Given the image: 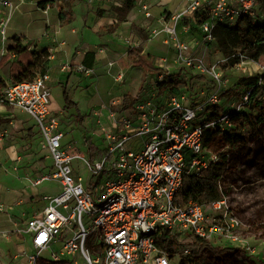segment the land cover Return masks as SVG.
I'll return each instance as SVG.
<instances>
[{"label":"built area","instance_id":"1","mask_svg":"<svg viewBox=\"0 0 264 264\" xmlns=\"http://www.w3.org/2000/svg\"><path fill=\"white\" fill-rule=\"evenodd\" d=\"M260 2L186 0L182 10L170 15L163 31L174 44L176 63L189 70L198 68L199 74L212 80L211 90L187 104L178 86L137 99L131 116L123 111L111 112V127L102 129L104 152L98 160L86 159L74 145L62 143L65 132L51 109L48 74L37 75L32 81L4 82L0 103L20 109L33 119L43 137L42 149L52 159L51 173L42 174L33 184L54 180L61 189L57 195L45 196L44 210L17 230L32 237L35 252L29 256V264H37L41 252L58 243L62 244L60 250L52 252L56 261L79 254L85 264H171L175 256L164 246V236L178 240L194 237L206 242L214 237L234 238L233 230L243 223L230 215L223 180L219 184L222 199L209 205L214 214L212 221L203 204H182L178 196L186 178L199 176L221 159L206 148V132L210 129L221 135L235 128L236 118L249 111L252 94L262 82L223 110L227 90L223 73L217 63L205 65L204 56H189L191 47L180 36L190 32L191 23H197L204 40L213 43L214 31L220 25L246 18L257 20ZM15 8L11 0H0L3 40ZM164 79V75L158 76V82ZM216 107L221 111L214 118ZM224 157L228 163L230 156ZM75 160H82L91 173L89 187L76 176ZM85 218L92 223L91 229L86 227ZM92 233L98 234L99 255L86 249ZM189 255L186 249L178 257L182 260Z\"/></svg>","mask_w":264,"mask_h":264},{"label":"crops","instance_id":"2","mask_svg":"<svg viewBox=\"0 0 264 264\" xmlns=\"http://www.w3.org/2000/svg\"><path fill=\"white\" fill-rule=\"evenodd\" d=\"M11 1L16 8L11 14L6 40L0 35V60L7 49L13 46L15 38L20 39L30 50H47L50 64L46 74L50 78V90L53 87L63 90L64 86L72 87V84L84 85L87 89L95 86L98 89L99 85H107L110 81L118 85L125 82L126 74L133 70L144 76L143 70L127 59L126 55L130 49L137 50L142 55H151L155 67L162 69L161 73L146 78H155V81L151 89L146 83L142 97L156 92L158 76L166 77L167 74L181 71L180 66L174 68L169 65L174 63L176 50L163 27L170 15L184 8L186 0ZM127 1L132 2V9L124 20L119 21L117 10ZM190 27V32L181 34L180 39L189 44L191 50L196 49L197 54L200 49L198 43L201 42V37L204 40V35L194 23H191ZM158 55L163 56L157 58ZM80 68L88 72L83 73L79 71ZM120 75H123V78L118 80ZM0 80L11 81L7 68L0 67ZM62 90L59 91L62 93ZM138 91L133 95L123 92L113 97L109 93L110 98L96 102L89 110L88 116L79 121V126L84 130L82 140L87 153L86 157L81 154L84 158H101L104 152L102 129L111 127V112L123 111L131 116ZM232 101L225 98L222 109L229 108L238 100ZM113 104L115 105L112 106ZM60 107V111H53L65 120L63 100ZM5 111L4 106L0 107V116ZM11 114L9 117L14 119L10 122L14 127L0 144V264H29V245H32V237L20 234L17 230L24 228L28 219L44 210L45 196L57 195L61 189L54 180L44 181L38 186L33 184L42 174L51 173L52 159L48 151L42 149L43 137L33 119L17 108L11 110ZM16 116L21 119L16 120ZM4 121L5 119L0 118L2 126H6ZM69 121L67 119L66 130L68 126L73 128L74 122ZM22 141L29 144L23 153L19 148ZM44 187H49L51 191L41 193L39 189ZM241 240L236 236L214 237L208 242L222 241L227 244L225 248L239 250L240 247L237 246ZM61 246L62 244L58 243L51 250L58 252ZM171 254L175 257L179 255Z\"/></svg>","mask_w":264,"mask_h":264},{"label":"rangeland","instance_id":"3","mask_svg":"<svg viewBox=\"0 0 264 264\" xmlns=\"http://www.w3.org/2000/svg\"><path fill=\"white\" fill-rule=\"evenodd\" d=\"M257 12L261 18H264V0H261L257 7ZM202 40L203 38L201 37V42L198 43V48H200L199 52L196 54V49L191 50L189 56L198 58L204 56L205 65L207 66L217 63L218 68L223 73L222 78L228 90L223 94V100L227 98L231 101L233 100L232 102L236 100L239 101L246 87L241 84V79L244 77L248 78L256 75H264V55H258L256 50L238 51L234 56L239 58L240 63L234 67H230L227 66L229 59L223 58L216 42L209 43L206 40ZM160 56L162 57L163 55H158L157 58ZM157 58L156 60H158ZM160 64L163 66L165 65L163 63H158V65ZM169 65H173L174 68L177 67L176 57L174 58V63H170ZM81 69L82 70L79 69V71H83V73L88 72L83 68ZM197 69L198 68L189 70V72H191L189 76H187L183 82L180 81L181 84L179 86H181L182 89L180 91L181 96L185 97V103L187 104L193 103L190 99L192 92L201 94H203L202 92L205 94L209 92V85H206L205 82L210 83V81L199 79L197 75L202 74H199L196 71ZM145 80L147 81L149 89H151L155 78L147 80L136 70L127 73L125 82L118 85L110 81L107 85H99L98 89L95 86L87 89L84 85L79 86L78 84H72V87L66 88L70 103L66 102L63 96L64 91L60 87V89L58 87L51 88V109L56 112L60 111L61 100H63L65 106L64 116L66 119L63 120L59 117L65 132V138L62 143H73L80 153L86 157L87 153L82 140V133L84 130L79 126V121L88 116L89 110L96 102L110 98L111 96L108 95L109 93L112 94V97L116 94L121 95L123 92H130L131 95H133L135 91L139 90ZM2 86L3 85H0V89ZM59 90L63 92L61 93ZM256 103H260L262 106L255 107L251 110V116L254 119L252 121L255 122L260 118V122L252 128L251 132H244L245 138L243 142L235 146L227 145L228 143H226L222 137L224 134H221L210 137L207 143H205L206 148L218 154L221 159L226 155L230 156V160L227 163L229 168L222 181V186L223 191L228 196V209L230 215L237 217L243 223L242 227L233 230V235L242 239L240 245L237 246L240 247V249L230 250L225 248L227 244L222 241H212L209 242L212 250H206L194 259L184 257L186 259V264H264V86L258 91L253 105ZM3 106L6 111L2 112L0 118L5 119L4 122L6 126L0 124V144H2L4 138L9 135V131L14 127L10 122V120L14 118L9 117V115H12L11 110H14V108L5 103H0V107L3 108ZM126 115H129V113H126ZM15 118L16 120L21 119L18 116ZM67 119L70 120L69 123L74 122V125L73 128L68 126L66 130ZM236 128L237 126L226 134L234 135V133H237ZM95 139L98 140V138ZM22 142L23 143L19 146L21 152L27 150L29 145L24 143V141ZM73 169L76 176L83 178L84 185L87 187L91 178V173L86 168V164L83 161L75 160ZM27 178L31 177L27 176ZM39 191L41 193H47L51 191V189L49 187H44V189H39ZM212 195L213 193L201 200L210 217L209 221H212L214 218V214H212L213 212L209 207L210 203L214 201L211 197ZM84 222L86 227L91 229L92 223L87 221V218H85ZM173 240L179 244H193L196 238L191 237L190 239ZM97 242V233H92L88 236L86 249L91 251L93 255L100 254L99 251L96 250ZM248 248L250 250H248ZM29 252H31V255L35 252L32 245H29ZM52 252L53 250L51 249L42 251L37 264H54L55 262L64 264H85L79 254L72 257L62 256L59 261H56L52 259ZM171 264H181V259L175 257Z\"/></svg>","mask_w":264,"mask_h":264},{"label":"trees","instance_id":"4","mask_svg":"<svg viewBox=\"0 0 264 264\" xmlns=\"http://www.w3.org/2000/svg\"><path fill=\"white\" fill-rule=\"evenodd\" d=\"M132 6V2L127 1L117 10L119 12V21L125 19L128 12L132 9ZM194 26H198V24L194 23ZM214 38V42L218 45L222 55L229 59L227 66L234 67L240 63L239 58L234 56L238 51L256 50L258 55H264V46L262 45V41L264 39V18H261L257 12V20L254 22L253 20L246 18L241 19L232 25H220L214 31ZM13 42V46L7 49L6 54L0 60V67L7 68L11 81H32L37 77V75H44L47 73L50 64L47 50H30L27 46L22 44L20 39L16 38ZM126 57L129 61L133 62L134 66L140 67L143 70L145 78L162 72V69L155 67L153 57L151 55H142L137 50L130 49ZM190 73L189 69L182 67L179 73L171 75L167 74L164 81L157 84L156 91L163 92L179 86L181 84L180 81L183 82V80H185ZM197 76L201 80L210 81V83L205 82V84L209 85L208 89L211 90V86L213 84L212 80L203 74ZM259 82H262V86H264V75H256L248 78L244 77L241 79V84L246 86L244 92ZM146 83L147 81L145 80L140 86L139 91L135 96L136 100L142 97V93L145 91ZM3 84L4 81L0 80V85ZM261 88L262 87H258L254 90L251 102L248 104L249 111L245 114V116L236 118L238 120L236 125L237 133H234V135L224 134L222 136L224 141L228 143L227 145L235 146L236 144L243 142L245 138L244 132H251L252 128L260 122V118H258L255 122L252 121L254 119L251 116V110L255 107L262 106L260 103L253 105V101ZM63 91V96L66 102L70 103L66 86H64ZM244 92L242 96L244 95ZM199 96L200 93L192 92L190 99L194 103L200 98ZM220 111V107L213 109L214 118L219 115ZM219 133L220 131H213L209 129L206 132L205 142L207 143L210 137L219 135ZM228 168L229 166L226 162V158L224 157L204 169L199 176L186 178L178 196L180 203L188 204L190 201H194L203 204L201 200L209 196L211 193H213L211 197L214 201L222 199L219 184L225 177ZM162 241L164 242V246L167 247L173 254L182 255L186 249H189L190 255L188 257L191 259L198 257L206 250H212L210 243L201 239L195 241L193 244H179L173 239H169L164 236L162 237ZM185 262V258L181 260V264H186ZM54 264L64 263L55 262Z\"/></svg>","mask_w":264,"mask_h":264}]
</instances>
